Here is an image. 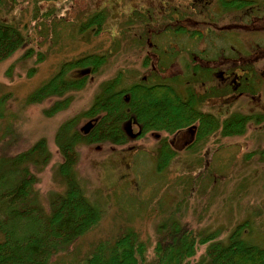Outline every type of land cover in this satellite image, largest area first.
<instances>
[{
	"label": "rangeland",
	"instance_id": "1",
	"mask_svg": "<svg viewBox=\"0 0 264 264\" xmlns=\"http://www.w3.org/2000/svg\"><path fill=\"white\" fill-rule=\"evenodd\" d=\"M135 1L143 15L131 10ZM147 1L8 0L0 14L1 18L5 15L6 22L27 39L25 47L0 61V156L15 157L36 142L46 141L49 149L46 161H43V155H34L32 160L19 164L15 171L19 173L27 166L32 172L36 184L33 196L46 214L50 213L48 199L65 191L59 174L63 160L59 143L70 138L74 127L84 132L91 126L92 118L81 113L92 104L101 84L113 76L116 89L129 88L144 80L150 83L147 76L152 74L153 63L155 82L174 85L177 81V75L171 76L172 81L161 80L170 72L159 68L161 58L167 60L162 49L170 44L163 34L128 31L121 24L116 25L120 16L126 18L131 14L135 19L127 23L130 29L146 26L149 19L144 17L142 7ZM102 2L107 4L101 6ZM96 5L106 11L101 30L96 31L97 25H94L80 31L79 26ZM237 35L221 33L214 41L229 42ZM171 37L173 45L167 47V56L180 66L188 63L193 53H198L204 61L207 59V49L201 52L195 46L198 37L192 40L183 32ZM203 38L207 44L212 41L210 36ZM181 45L192 48L186 50ZM151 53L160 60L155 61ZM88 54H105L108 61L97 73L89 75L82 88L68 93L71 100L64 108L53 109L56 102L64 101L62 96L47 97L39 103L29 100V96L54 76L63 63ZM145 57L146 65L143 64ZM87 71L74 72L72 79ZM204 86L195 81L194 89L202 92ZM67 124L68 127L73 125L65 135L60 133L58 139L60 127ZM252 129L254 131L243 142L241 150L231 146L232 140L225 147L212 146L207 164L199 157L200 151L195 153L194 146H189L187 137L180 138L178 134L165 146L161 142L166 140L167 134L157 130L147 131L122 144L108 141L78 143L74 173L84 196L102 217L64 251L53 254L49 264H77L100 240L113 241L128 230L150 241L170 215L177 218L174 220L178 225H193L199 231L209 232L214 228L217 231L219 228L218 238L229 236L237 223L247 222L243 238L249 236L248 240L253 238L263 245L264 138L259 127ZM136 130L134 126L133 131ZM169 137L168 141H171L172 137ZM203 146L208 147L207 143ZM226 229L228 232L225 233ZM2 238L0 234V240ZM203 247H197V255Z\"/></svg>",
	"mask_w": 264,
	"mask_h": 264
},
{
	"label": "trees",
	"instance_id": "2",
	"mask_svg": "<svg viewBox=\"0 0 264 264\" xmlns=\"http://www.w3.org/2000/svg\"><path fill=\"white\" fill-rule=\"evenodd\" d=\"M7 1L0 0V14ZM0 20L6 22L5 15L0 16ZM102 20V14H98L79 30L96 24L99 29ZM6 23L0 22V61L27 44L20 31ZM107 61L103 54H88L65 62L54 76L29 96V100L39 103L47 97L62 96L64 101L56 102L53 109L64 108L71 100L68 93L82 88L89 75L97 73ZM143 64L146 65V60ZM87 69L88 74L72 79L74 72ZM113 77L101 84L92 104L81 113L92 118L91 126L84 132L74 127L70 138L59 143L63 159L59 174L65 191L48 199L49 214L37 205L36 196H33L35 177L28 167L15 172L19 164L32 160L34 155H43V161H46L49 157L46 141L36 142L15 157L0 156V234L3 237L0 240V264H49L53 254L64 251L101 219L102 213L86 199L74 173L78 143H124L127 135L123 124L131 115L141 125V134L150 130L174 134L181 129H196V143L211 133L212 127L208 129L206 125L210 117L194 111L191 101L181 100L174 85L134 83L129 88L116 89ZM72 125L61 126L57 138L60 133L65 135ZM163 144L167 146L166 141ZM174 219L177 220L170 215L150 241L129 230L113 241L102 239L77 264L264 263V244L253 238L248 240L249 236L243 238L247 222L237 223L229 236L218 238L219 228L217 231L216 228L209 229V232L199 231L193 225H178ZM199 245L204 247L197 255ZM195 254L197 257L192 260Z\"/></svg>",
	"mask_w": 264,
	"mask_h": 264
},
{
	"label": "flooded vegetation",
	"instance_id": "3",
	"mask_svg": "<svg viewBox=\"0 0 264 264\" xmlns=\"http://www.w3.org/2000/svg\"><path fill=\"white\" fill-rule=\"evenodd\" d=\"M143 8L149 19L146 29L132 31H158L169 37L170 44L162 49L167 60L160 67L175 72L182 81L185 99L181 100L191 101L194 111L210 117L206 124L212 127L209 142L224 140L223 146L225 139L239 137L236 143L241 148L245 130L252 128L247 125L264 130V0H148ZM178 32L192 40L198 37L195 46L201 52L207 49V59L193 53L180 66L169 58L167 47L173 45L171 36ZM228 32L238 35L229 42L214 41ZM204 36L212 41L207 44ZM195 81L205 85L200 94L189 87L193 84L194 88ZM177 134L187 137L189 145L195 141L192 129Z\"/></svg>",
	"mask_w": 264,
	"mask_h": 264
},
{
	"label": "bare ground",
	"instance_id": "4",
	"mask_svg": "<svg viewBox=\"0 0 264 264\" xmlns=\"http://www.w3.org/2000/svg\"><path fill=\"white\" fill-rule=\"evenodd\" d=\"M75 168V167H74Z\"/></svg>",
	"mask_w": 264,
	"mask_h": 264
}]
</instances>
